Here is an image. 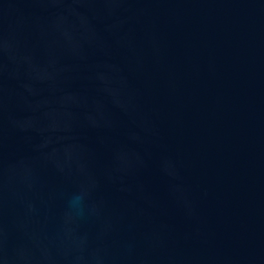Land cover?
<instances>
[{
	"label": "water",
	"instance_id": "95a60500",
	"mask_svg": "<svg viewBox=\"0 0 264 264\" xmlns=\"http://www.w3.org/2000/svg\"><path fill=\"white\" fill-rule=\"evenodd\" d=\"M0 264H264V0H0Z\"/></svg>",
	"mask_w": 264,
	"mask_h": 264
},
{
	"label": "clouds",
	"instance_id": "9594fccd",
	"mask_svg": "<svg viewBox=\"0 0 264 264\" xmlns=\"http://www.w3.org/2000/svg\"><path fill=\"white\" fill-rule=\"evenodd\" d=\"M81 199H82L81 195H76L73 197V199L70 203L75 204V203L79 202Z\"/></svg>",
	"mask_w": 264,
	"mask_h": 264
}]
</instances>
